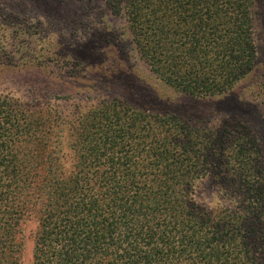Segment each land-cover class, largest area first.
<instances>
[{
    "label": "trees",
    "instance_id": "obj_1",
    "mask_svg": "<svg viewBox=\"0 0 264 264\" xmlns=\"http://www.w3.org/2000/svg\"><path fill=\"white\" fill-rule=\"evenodd\" d=\"M141 60L193 98L232 90L255 63L253 0H107ZM58 112L0 99V264H22L19 226L35 211L32 264H264L259 148L178 115L99 101L69 120L73 163L50 147ZM210 175L234 209L196 204Z\"/></svg>",
    "mask_w": 264,
    "mask_h": 264
},
{
    "label": "rangeland",
    "instance_id": "obj_2",
    "mask_svg": "<svg viewBox=\"0 0 264 264\" xmlns=\"http://www.w3.org/2000/svg\"><path fill=\"white\" fill-rule=\"evenodd\" d=\"M122 7L116 11L107 0H0V99L58 112L49 142L65 172L74 157L69 120L75 110L123 101L232 136L238 127L258 146L264 173V0L252 2V69L232 90L208 98L176 91L150 71ZM227 195L210 175L193 190L194 201L205 209H234ZM37 219L31 211L20 222L22 264H32Z\"/></svg>",
    "mask_w": 264,
    "mask_h": 264
}]
</instances>
